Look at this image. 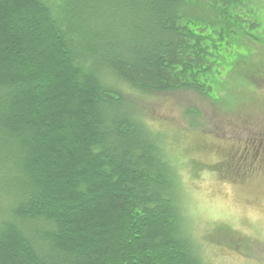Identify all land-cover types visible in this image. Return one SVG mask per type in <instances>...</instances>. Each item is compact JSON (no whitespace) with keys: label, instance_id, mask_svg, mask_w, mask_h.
<instances>
[{"label":"trees","instance_id":"trees-1","mask_svg":"<svg viewBox=\"0 0 264 264\" xmlns=\"http://www.w3.org/2000/svg\"><path fill=\"white\" fill-rule=\"evenodd\" d=\"M260 19L256 0H0V264H207L148 110L248 107Z\"/></svg>","mask_w":264,"mask_h":264},{"label":"rangeland","instance_id":"rangeland-1","mask_svg":"<svg viewBox=\"0 0 264 264\" xmlns=\"http://www.w3.org/2000/svg\"><path fill=\"white\" fill-rule=\"evenodd\" d=\"M256 2L264 26V0ZM254 84L258 96L232 114L182 93L159 95L148 110L177 167L190 233L207 264H264V80ZM201 109L204 125L191 128L188 111ZM233 160L243 162L236 167L243 175L223 171Z\"/></svg>","mask_w":264,"mask_h":264}]
</instances>
